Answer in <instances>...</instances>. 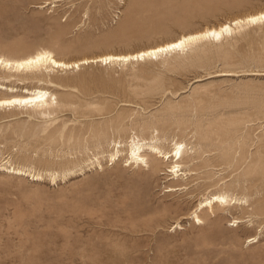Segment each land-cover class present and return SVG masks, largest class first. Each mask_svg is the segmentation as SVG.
<instances>
[{
    "label": "rangeland",
    "instance_id": "rangeland-1",
    "mask_svg": "<svg viewBox=\"0 0 264 264\" xmlns=\"http://www.w3.org/2000/svg\"><path fill=\"white\" fill-rule=\"evenodd\" d=\"M261 10L264 0H0V56L135 53ZM0 84L57 98L0 108V264H264V24L158 59L0 67ZM133 138L165 152L183 143L181 176L172 160L130 164ZM222 193L238 203L200 210Z\"/></svg>",
    "mask_w": 264,
    "mask_h": 264
},
{
    "label": "bare ground",
    "instance_id": "bare-ground-1",
    "mask_svg": "<svg viewBox=\"0 0 264 264\" xmlns=\"http://www.w3.org/2000/svg\"><path fill=\"white\" fill-rule=\"evenodd\" d=\"M264 24V10L258 11L254 14H248L243 17L234 18L225 23L219 24L217 27H207L203 30L190 33L187 35H182L173 41H167L163 44H159L145 50H140L135 53L129 54H105L103 56H98L95 59H84L82 61H71L67 62L65 60L57 58L52 52L48 50H39L35 54L30 55L26 58L21 59H11L5 56H0V67L14 72H34L40 70H79L83 65H89L93 63H101L103 65L112 64L113 62H131V61H143L147 58L158 59L160 56L172 55L176 53H185L192 46L200 42H213L221 43L227 37H232L233 34L243 28L249 26H257ZM13 74V73H12ZM29 79V78H28ZM6 85V84H5ZM0 84V92L3 96L0 97V108L12 107L21 109H37L50 107L57 98L50 92L41 89H26L22 93H15L14 88L6 87ZM15 87V86H14ZM18 91V90H17ZM57 103V102H56ZM46 114V111L43 112ZM130 150L128 160L130 164L141 165L148 164L147 156L152 157L156 160H167L169 162L172 160V164L169 167V172L174 174L175 177L181 176V165L180 161L183 159L185 145L183 143H176L175 147L170 152L163 151L157 144V141H145L138 138H133L130 142ZM115 154L112 155L113 158L121 153V146L116 143ZM111 157V159H112ZM112 161V160H111ZM23 168V167H22ZM27 169V168H26ZM31 170V169H30ZM18 175L26 174L23 170H13ZM28 171V170H27ZM58 174L51 175L53 181H56ZM35 177V175H33ZM37 179L41 178V175H36ZM168 188V187H167ZM178 188H171V191H176ZM229 194V193H228ZM231 197V196H230ZM226 194H217L201 203L200 210L209 208L210 211L214 212V208L221 205L229 206L230 204L236 203L238 200L230 198ZM244 201V200H243ZM238 203V202H237ZM199 210V209H198ZM198 210L192 213L191 218L201 221L199 219ZM200 212V211H199ZM179 228L182 226L178 225Z\"/></svg>",
    "mask_w": 264,
    "mask_h": 264
}]
</instances>
